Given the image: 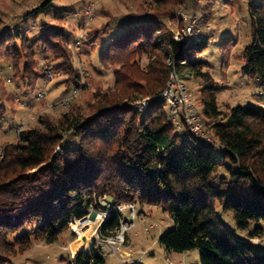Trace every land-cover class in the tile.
I'll return each instance as SVG.
<instances>
[{"label":"trees","instance_id":"trees-1","mask_svg":"<svg viewBox=\"0 0 264 264\" xmlns=\"http://www.w3.org/2000/svg\"><path fill=\"white\" fill-rule=\"evenodd\" d=\"M53 2L42 0L25 20L48 15ZM184 9L199 5L195 0H145L114 37L108 24L75 39L48 23L33 35L31 28L23 30L21 20L0 31V66H10L16 88H31L37 99L40 82H47L52 70L55 77H66L69 91L62 100L72 96L60 116L42 113L36 125L18 132L15 142L2 145L0 264H16L15 258L36 242L55 244L104 198L114 209L135 205L136 218L143 205L168 212L176 226L160 242L169 252L198 250L201 264H264V252L255 247L264 239V107L221 108L219 83L210 64L200 59L211 38L177 41L169 25ZM247 13L251 41L239 57L241 70L264 83V0H247ZM87 40L95 50L104 44L98 64L113 70L115 84L97 87L85 104H72L89 85L87 71L76 66L73 46ZM222 46L224 55L229 53V45ZM41 55L52 64L41 66ZM173 74L186 82L203 81L199 102L219 151L187 126L180 130L168 102L160 98ZM3 86L0 80L4 96L19 99ZM142 98L152 99L145 112L135 107ZM5 111L0 98V119ZM223 214H232L236 230ZM123 219L114 210L99 230L100 239L115 236ZM72 263L107 264V258L94 249L79 253Z\"/></svg>","mask_w":264,"mask_h":264},{"label":"rangeland","instance_id":"rangeland-1","mask_svg":"<svg viewBox=\"0 0 264 264\" xmlns=\"http://www.w3.org/2000/svg\"><path fill=\"white\" fill-rule=\"evenodd\" d=\"M42 0H0V31L16 24L21 20L23 30L32 29V34L39 32L42 24L48 23L54 28H63L75 39L94 30H100L104 25L110 27L109 37L125 22L128 16L135 14L145 0H54L48 15H35L26 18L28 12L34 11ZM198 10L184 9L177 14L169 25L175 34L183 35L189 25L193 27V37L211 38L205 52L200 59L208 62L215 80L219 83L221 93L219 104L224 110L227 106H260L264 107V83L261 79H250L243 74L239 57L244 47L251 41V28L247 13V0L239 4L233 0H195ZM96 2L98 5L96 15L88 28L80 26L81 13L87 4ZM210 8V9H209ZM207 9V10H204ZM66 16L64 19L55 17ZM208 14V15H205ZM205 16H210L206 18ZM25 20V22H23ZM83 28V29H82ZM90 30V31H89ZM230 37V38H228ZM108 39L104 41L106 43ZM87 41L80 47L73 46L76 66L86 70L89 78L87 91L81 93L72 104H85L90 94L100 87L104 90L112 88L115 84L113 70L103 69L98 64V53L104 50L102 45L93 49ZM228 42V43H227ZM230 48L224 55L223 44ZM102 48V49H101ZM142 66L147 63L144 57ZM41 66L51 65L49 58L40 56ZM85 71V72H86ZM13 71L3 62L0 66V80L4 81V89L8 93L19 96L17 101L4 96L0 87V98L4 99L6 111L0 119V148L3 144L13 143L19 136V129H27L37 124L42 113H52L60 116L68 110L61 104L62 98L69 91L66 77L58 76L51 81L40 82L37 91L44 90L48 96L43 102H38L36 93L31 88H16L11 80ZM91 80V81H90ZM189 92L192 94L194 105L202 115V122L207 130V120L202 114L199 102L200 89L203 81L190 78L187 82ZM41 88V89H40ZM16 96V97H17ZM148 98H142L141 101ZM70 139H73L70 136ZM95 209L91 208L90 212ZM89 212V213H90ZM88 213V214H89ZM87 217V218H86ZM83 221L76 220L53 244L36 242L33 247L23 255L15 258L16 264H73L72 261L79 253H90L94 249L100 250L107 258V264H201L198 250L187 252H169L161 244L160 238L168 231L175 229V222L170 214L162 208L149 205L138 206L137 218L133 221L129 210L124 212V223L135 222L127 233L128 238L123 247L116 252L111 251L100 241L96 219L92 214L86 215ZM230 229L236 230V223L232 214H223ZM100 230V229H99ZM240 235H242L240 233ZM255 244L258 251L264 252V239ZM104 246V247H102Z\"/></svg>","mask_w":264,"mask_h":264},{"label":"built area","instance_id":"built-area-1","mask_svg":"<svg viewBox=\"0 0 264 264\" xmlns=\"http://www.w3.org/2000/svg\"><path fill=\"white\" fill-rule=\"evenodd\" d=\"M97 8H98L97 3L92 2L83 9L81 15H82L86 28H88L90 22L94 19ZM192 34H193V27L192 25H189L187 29L184 31L183 35H178V36L176 35V40L177 41H188L191 38H193ZM83 36L84 34H82L80 38ZM55 76L56 74H54L52 70L47 72L48 81H51ZM47 96H48V92L46 91V89H44L37 94V100L39 101L43 100L47 98ZM192 97L193 96L189 92L186 81L179 78V76L176 74H173L171 76V80L168 83L167 89L160 96V98L168 102L171 113L173 115V119L177 123V126L180 130H183V128L187 126L196 137H198L199 139L204 141L206 144L213 147L214 150L219 151L221 149V145L217 141L215 136H213L206 130V127L202 122L203 117L202 115L199 114L197 107L194 105ZM71 98L72 96L64 98L61 101V104L64 107H68L70 105ZM151 102H152V99L148 98L147 100L137 102L135 107L140 112H145L147 108L150 106ZM182 120H184L185 123H183ZM22 128H20L18 131L21 132ZM3 157H4V149L0 148V161L3 159ZM99 205H100V208H95L88 214V215L92 214V217L93 216L95 217L98 231L103 225V223L111 216L114 210H116L122 215H124V212L126 210H129L133 221L136 219L135 205L120 204L114 209L112 208L113 206H111V204L107 201L106 198L101 199L99 201ZM84 219L85 217L83 219H80L79 221H83ZM134 225H135V222L133 223L123 222L121 229L117 232L115 236H112V237H109L103 240V239H100L99 233H98V237L100 241L105 244L106 247H108L111 251L117 253L120 247L124 246L126 239H127V233L132 227H134Z\"/></svg>","mask_w":264,"mask_h":264}]
</instances>
